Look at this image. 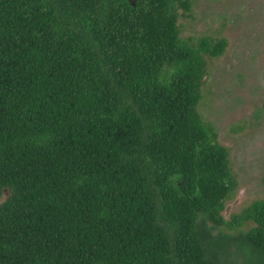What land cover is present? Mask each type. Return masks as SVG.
Returning <instances> with one entry per match:
<instances>
[{
    "label": "trees",
    "instance_id": "16d2710c",
    "mask_svg": "<svg viewBox=\"0 0 264 264\" xmlns=\"http://www.w3.org/2000/svg\"><path fill=\"white\" fill-rule=\"evenodd\" d=\"M191 0H0V264H264V200L196 112ZM240 253L241 260L234 256Z\"/></svg>",
    "mask_w": 264,
    "mask_h": 264
},
{
    "label": "rangeland",
    "instance_id": "374dc122",
    "mask_svg": "<svg viewBox=\"0 0 264 264\" xmlns=\"http://www.w3.org/2000/svg\"><path fill=\"white\" fill-rule=\"evenodd\" d=\"M178 36L222 37L217 57L204 55L205 73L196 112L227 149L235 180L221 215L264 200V0H191L177 18ZM241 260V254L234 256Z\"/></svg>",
    "mask_w": 264,
    "mask_h": 264
}]
</instances>
